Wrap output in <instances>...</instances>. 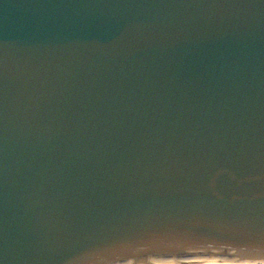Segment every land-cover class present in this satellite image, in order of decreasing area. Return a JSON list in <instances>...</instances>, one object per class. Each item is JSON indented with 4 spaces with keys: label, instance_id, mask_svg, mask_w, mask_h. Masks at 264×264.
<instances>
[{
    "label": "water",
    "instance_id": "1",
    "mask_svg": "<svg viewBox=\"0 0 264 264\" xmlns=\"http://www.w3.org/2000/svg\"><path fill=\"white\" fill-rule=\"evenodd\" d=\"M0 264H264V0H0Z\"/></svg>",
    "mask_w": 264,
    "mask_h": 264
}]
</instances>
